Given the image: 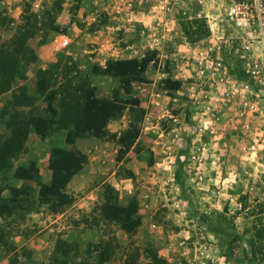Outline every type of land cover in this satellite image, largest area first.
<instances>
[{"label":"rangeland","instance_id":"1","mask_svg":"<svg viewBox=\"0 0 264 264\" xmlns=\"http://www.w3.org/2000/svg\"><path fill=\"white\" fill-rule=\"evenodd\" d=\"M3 1L0 45L14 42L27 61L14 96L45 117L68 97L76 116L54 122L44 137L31 131L10 160L13 167L34 160L36 179L0 174V204L11 199L7 186L27 185L12 213L0 216V264H52L55 256L87 264L104 247L105 264L130 255L138 264H264V65L246 70L225 21L208 29L206 18L223 13L224 0L170 8L158 0ZM65 12L70 22L60 25ZM51 31L70 43L40 66ZM37 76L49 81L40 95ZM87 90L117 112L88 121L75 101ZM14 110L28 107L0 109V139ZM53 147L75 150L82 166L42 198L40 184L55 177ZM110 203L132 210L134 230L103 215ZM57 240L70 246L61 251Z\"/></svg>","mask_w":264,"mask_h":264},{"label":"trees","instance_id":"2","mask_svg":"<svg viewBox=\"0 0 264 264\" xmlns=\"http://www.w3.org/2000/svg\"><path fill=\"white\" fill-rule=\"evenodd\" d=\"M17 34L18 32L15 33L13 39H18ZM22 53L23 51L21 47H16L14 42H12L10 46H7L5 44L0 45V94L8 91H12L13 93V99L7 102L6 107L12 106L14 109H16L17 106L28 107V110H14V112L9 115L5 122L6 127L4 128L6 129V131H8L9 134L0 139V174L4 172H10L12 170L14 176L18 180L28 181L33 178L36 179L37 177V167L35 161L29 160L25 163H18L15 167H13L14 163L10 161L15 159L20 153L25 151L28 134L31 131H35L38 132L41 137H44L52 130H54L52 126L54 122H71L74 120V116L76 115L70 113L71 108H69L67 103L68 97H63L59 101V108L61 110L63 109L62 112L61 110L57 111L52 106L45 108V111L47 112L46 117L40 115V113H33L30 111L33 105L31 100H23V102L19 103L18 100L20 98L14 96L16 90V88L14 87L16 86V83L19 79L26 78L25 73H23V65L25 67V63H27V61L24 59ZM44 71L45 70L40 72L45 73ZM48 84V78L42 80L40 76H37V93L39 95L40 93L42 94V89L48 86ZM18 88H21V86H19ZM85 95L86 96L82 97L80 101H78L77 98L75 101H77V109L79 108L81 113H83V117L89 114L88 118L90 120L88 121H92L95 118H100L102 114L109 116L111 113L114 114L117 112L118 107L114 104V102L109 101L105 97L91 94L89 90H87ZM21 96L26 97L24 93H22ZM22 99L23 98H21L20 100ZM30 99L33 98L30 97ZM56 114H60L61 116L58 120L55 119ZM83 129L85 128L83 127ZM85 130L94 134L100 132V130H96L93 128ZM50 153L52 168L54 170L55 177L54 179H52L51 184L48 186L40 184V196L42 198L45 196L44 194H48L51 191L57 189L59 185H63V183H65V181L82 166V163H80V158L82 156H79L78 152H76L75 150L67 151L65 148L53 147L51 148ZM70 156L72 159L69 160ZM67 158L69 162H67ZM8 160L10 162H8ZM62 176H65L64 180H61L62 182H59V179ZM24 187H27L25 183H21L19 185V188L14 186H7V189H10L11 191V199H9V202H7L6 200H1L0 216H8L12 213V211L16 208L15 204L17 196L22 193V188ZM12 202H14V205H12ZM101 212L103 213V215H105V217L108 216L111 218L110 215H112L113 219H115V222L121 225V228L126 229L129 232L135 229L134 219H132V210H128L124 206L117 203H110V205L104 204ZM68 246H70L68 242L57 240L55 248H59L61 251H63ZM104 248L106 249V247ZM104 248L101 250V252H99V254L95 255L91 261L85 262L87 264H105V262L109 260V255L111 252H105ZM110 250L112 251V249ZM53 258L54 259H52V264H63L65 262L67 263L68 260L60 256H55ZM78 264L85 263L81 262ZM124 264H138L137 258L135 257V255H130L124 260Z\"/></svg>","mask_w":264,"mask_h":264},{"label":"built area","instance_id":"3","mask_svg":"<svg viewBox=\"0 0 264 264\" xmlns=\"http://www.w3.org/2000/svg\"><path fill=\"white\" fill-rule=\"evenodd\" d=\"M163 8H170L183 0H158ZM226 4L223 13H217L206 18L208 29L213 31L220 22L225 21L236 30L235 38L239 40L242 53L240 57L245 61L247 71L251 65H264V0H224ZM201 14V13H200ZM54 51L65 48L70 43V38L61 34L55 40ZM259 73V70L252 69ZM261 72V71H260ZM262 74V73H259ZM256 77H259L260 75ZM243 105L251 109L255 105L243 100Z\"/></svg>","mask_w":264,"mask_h":264},{"label":"crops","instance_id":"4","mask_svg":"<svg viewBox=\"0 0 264 264\" xmlns=\"http://www.w3.org/2000/svg\"><path fill=\"white\" fill-rule=\"evenodd\" d=\"M5 3L4 1L1 2V6H0V10L3 9V4ZM64 13V12H63ZM13 17L17 18L14 13L12 14ZM58 24L63 25V24H69L70 22V16L67 12H65V14H61L58 16L57 21ZM56 34H60L56 31H51L49 33V35L47 36V44L39 47V54H38V63L40 66L45 65L48 61H53V57L51 56V52L53 51V48L55 46V35ZM54 38V40H53ZM53 40V42H52ZM9 95L10 92H5L0 94V109H2V107L7 105V102L9 101ZM111 127H113V129H117L118 126H120V122L117 121H113L110 123Z\"/></svg>","mask_w":264,"mask_h":264}]
</instances>
